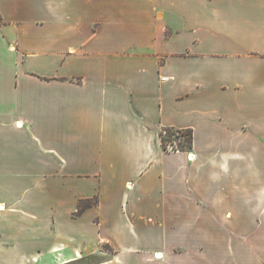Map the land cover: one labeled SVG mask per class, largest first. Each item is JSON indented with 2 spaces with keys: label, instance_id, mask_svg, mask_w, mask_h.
Masks as SVG:
<instances>
[{
  "label": "crops",
  "instance_id": "1",
  "mask_svg": "<svg viewBox=\"0 0 264 264\" xmlns=\"http://www.w3.org/2000/svg\"><path fill=\"white\" fill-rule=\"evenodd\" d=\"M263 182L264 0H0V264H264Z\"/></svg>",
  "mask_w": 264,
  "mask_h": 264
},
{
  "label": "trees",
  "instance_id": "2",
  "mask_svg": "<svg viewBox=\"0 0 264 264\" xmlns=\"http://www.w3.org/2000/svg\"><path fill=\"white\" fill-rule=\"evenodd\" d=\"M161 146L164 150L166 149L167 144H177L176 148L173 150L187 151L192 148V131L191 130H175L171 128H164L161 131ZM96 201H86L82 200L78 203L77 211L75 215H80L82 212L93 206Z\"/></svg>",
  "mask_w": 264,
  "mask_h": 264
},
{
  "label": "rangeland",
  "instance_id": "3",
  "mask_svg": "<svg viewBox=\"0 0 264 264\" xmlns=\"http://www.w3.org/2000/svg\"><path fill=\"white\" fill-rule=\"evenodd\" d=\"M247 176H248V180H247V195H249V192L251 191V190H255V188H257L258 186H257V184H258V182H257V180H256V177H255V174L254 173H247ZM263 184V186H264V182L262 183ZM92 201H94V200H92ZM229 239V238H228ZM230 241H232L234 244H237V238H235V237H233V236H230V240H229V242ZM102 250H104V251H108V252H110L111 251V249H110V247L109 246H107V245H102ZM222 255L223 256H225V255H228V253L227 252H223L222 253ZM230 255H232V257H234V255H233V253H231ZM89 263H91V260L89 259V258H85V259H82L81 261H78V262H76V263H73V264H89Z\"/></svg>",
  "mask_w": 264,
  "mask_h": 264
},
{
  "label": "built area",
  "instance_id": "4",
  "mask_svg": "<svg viewBox=\"0 0 264 264\" xmlns=\"http://www.w3.org/2000/svg\"><path fill=\"white\" fill-rule=\"evenodd\" d=\"M176 146H177V144H176L175 142H174L173 144H167V145H166V149H167V150H173V149L176 148ZM159 255H160V254H155L154 257H155L156 259H158Z\"/></svg>",
  "mask_w": 264,
  "mask_h": 264
},
{
  "label": "bare ground",
  "instance_id": "5",
  "mask_svg": "<svg viewBox=\"0 0 264 264\" xmlns=\"http://www.w3.org/2000/svg\"><path fill=\"white\" fill-rule=\"evenodd\" d=\"M162 258V254L159 255L158 259Z\"/></svg>",
  "mask_w": 264,
  "mask_h": 264
}]
</instances>
